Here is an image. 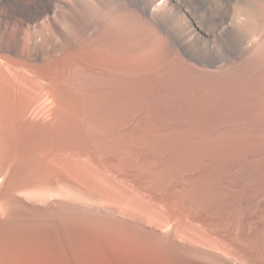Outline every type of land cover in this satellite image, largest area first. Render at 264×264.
<instances>
[{
  "label": "bare ground",
  "instance_id": "1",
  "mask_svg": "<svg viewBox=\"0 0 264 264\" xmlns=\"http://www.w3.org/2000/svg\"><path fill=\"white\" fill-rule=\"evenodd\" d=\"M0 264H264V0H0Z\"/></svg>",
  "mask_w": 264,
  "mask_h": 264
}]
</instances>
